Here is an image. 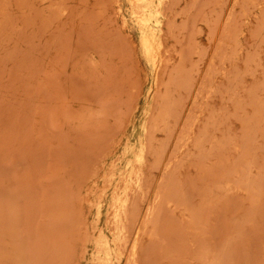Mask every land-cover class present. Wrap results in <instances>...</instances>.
<instances>
[{"label": "rangeland", "instance_id": "obj_1", "mask_svg": "<svg viewBox=\"0 0 264 264\" xmlns=\"http://www.w3.org/2000/svg\"><path fill=\"white\" fill-rule=\"evenodd\" d=\"M0 264H264V0H0Z\"/></svg>", "mask_w": 264, "mask_h": 264}, {"label": "bare ground", "instance_id": "obj_2", "mask_svg": "<svg viewBox=\"0 0 264 264\" xmlns=\"http://www.w3.org/2000/svg\"><path fill=\"white\" fill-rule=\"evenodd\" d=\"M134 1H136V0H134ZM139 1V0H138ZM140 1H142V0H140ZM140 3V2H139ZM142 3V2H141ZM160 3V2H159ZM166 3V2H165ZM134 5H135V3H134ZM138 6V5H137ZM136 6V7H137ZM158 7V6H157ZM138 8V7H137ZM139 10H140V7H139ZM138 11V10H137ZM159 11H160V8H159ZM159 13V12H158ZM165 14V13H164ZM139 15V14H138ZM140 15H141V13H140ZM166 15V14H165ZM142 17H140V19H141ZM138 20H139V18H138ZM171 21V20H170ZM139 23V22H138ZM140 24V23H139ZM171 26V25H170ZM172 28V27H171ZM144 35V34H143ZM145 38V37H144ZM165 38V37H164ZM144 41L146 40V39H143ZM142 40V41H143ZM153 40H154V38H153ZM149 40L147 39V42H148ZM145 43V42H144ZM160 43H161V41H160ZM157 44H158V41H157ZM161 45H159V47H160ZM144 48V47H143ZM146 48V47H145ZM153 48H155V47H153ZM162 48V47H161ZM149 49V48H148ZM164 49V48H163ZM144 50V49H143ZM147 50V49H146ZM145 50V51H146ZM150 50V49H149ZM161 50V49H160ZM160 50H158L157 48H156V53H158L157 51H160ZM149 52V51H148ZM155 53V54H156ZM161 53V52H160ZM159 53V54H160ZM166 53V52H165ZM146 54V53H145ZM149 53H147V55H148ZM150 54H151V52H150ZM156 55H158V54H156ZM155 55V56H156ZM151 56V55H150ZM152 56H154V54L152 55ZM158 56H160V55H158ZM163 56V55H162ZM171 56V55H170ZM153 58V57H152ZM159 58V57H158ZM154 59V58H153ZM156 60V59H155ZM161 60V59H160ZM168 60V59H167ZM156 62H157V60H156ZM159 62V61H158ZM169 62V61H168ZM163 63V62H162ZM166 64V63H165ZM157 66V65H156ZM163 66V65H162ZM165 66V65H164ZM160 69V68H159ZM158 80V79H157ZM157 83V82H156ZM141 156V155H140ZM126 180H127V178H126ZM119 199H121V198H119ZM123 201V200H122ZM121 204H120V206L119 205H117V206H119V207H121V208H125V206H126V204L124 203V202H121V201H119ZM115 206H116V204H115ZM115 208V207H114ZM113 211V210H112ZM115 215V214H114ZM118 217H119V215H116L115 216V220L117 221L118 220ZM114 223H115V221H114ZM115 225V224H114ZM116 227L118 228V230L120 231V233L117 231H115L116 232V234L117 233H119L120 235H122V233L125 231V229H126V227H120L118 224H116ZM115 226H114V229H117ZM112 229V228H111ZM128 233V232H127ZM116 237L118 238L119 237V235H116ZM100 238V237H99ZM124 238V237H123ZM119 239V238H118ZM120 240V239H119ZM99 241V240H98ZM102 242V241H101ZM104 242V241H103ZM115 243V242H114ZM122 243H124V242H122ZM121 244V243H120ZM106 245V244H105ZM119 245V244H118ZM107 246V245H106ZM105 246V247H106ZM110 246V245H109ZM124 246V245H123ZM134 247V246H133ZM107 248V247H106ZM100 249H101V245H100ZM103 249V248H102ZM110 249H111V247H110ZM125 249V248H124ZM106 250V249H105ZM104 250V251H105ZM100 251V250H99ZM102 251V250H101ZM113 251V250H112ZM112 251H111V253L110 252H108V251H106V252H104L105 254H104V256H105V262H106V260H110V259H112L111 258V255H112ZM135 252V251H134ZM102 253V252H101ZM113 253H114V251H113ZM111 254V255H110ZM115 254V253H114ZM99 255H101V254H99ZM98 258H99V256H98ZM101 258V257H100ZM119 259V258H118ZM101 260V259H100ZM109 263V262H108Z\"/></svg>", "mask_w": 264, "mask_h": 264}]
</instances>
